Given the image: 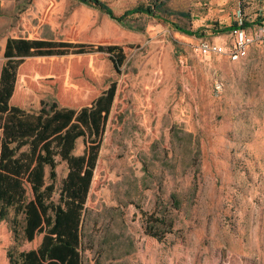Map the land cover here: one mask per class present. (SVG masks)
I'll use <instances>...</instances> for the list:
<instances>
[{"label": "rangeland", "instance_id": "1", "mask_svg": "<svg viewBox=\"0 0 264 264\" xmlns=\"http://www.w3.org/2000/svg\"><path fill=\"white\" fill-rule=\"evenodd\" d=\"M63 1L65 36H95L68 22L85 5ZM107 1L122 10L150 7L154 14L128 17L138 26L137 39L118 82L86 203L82 264H264V43L256 38L264 31V0ZM90 8L94 30L106 13ZM244 21L254 40L239 59L199 52L203 40L229 50L234 29L224 28ZM8 33L54 36L35 0H17ZM3 63L0 47V73ZM83 149L80 137L74 153ZM137 162L146 177L142 194ZM51 170L46 167L45 180L54 184L57 203L67 161L58 158L54 177ZM151 216L160 219L161 239L147 233ZM8 219L18 245L24 214L12 208Z\"/></svg>", "mask_w": 264, "mask_h": 264}, {"label": "trees", "instance_id": "2", "mask_svg": "<svg viewBox=\"0 0 264 264\" xmlns=\"http://www.w3.org/2000/svg\"><path fill=\"white\" fill-rule=\"evenodd\" d=\"M78 1L85 6L76 9L68 22L74 31H94L95 36L67 38V27L62 28L59 21L64 1L35 0L54 36L12 34L4 48L0 73V264H82L81 224L86 203L118 82L125 75L123 67L132 41L137 39L134 30L138 26L128 17L154 11L142 6L122 10L107 0ZM88 6L106 13L94 30L96 18ZM247 25L246 21L241 25L234 22L224 29ZM185 75L197 85L194 73ZM80 137L84 149L75 154ZM59 157L67 161L69 171L56 203L52 200L55 186L46 184L45 173L50 166L55 176ZM134 166L142 194L144 169L139 162ZM12 208L15 215L24 214L25 218L18 245H14L8 219ZM157 221L160 219L151 216L147 233L161 239ZM167 225L172 226L171 220Z\"/></svg>", "mask_w": 264, "mask_h": 264}, {"label": "built area", "instance_id": "3", "mask_svg": "<svg viewBox=\"0 0 264 264\" xmlns=\"http://www.w3.org/2000/svg\"><path fill=\"white\" fill-rule=\"evenodd\" d=\"M241 27V26H239ZM234 28V40L229 46V50L221 43L214 42L211 40H203L199 45V52L203 55H208L211 53H227L230 55L231 59L237 60L242 55L246 53L248 45L254 40V36L247 33L246 30L242 28ZM256 38L264 43V31L259 30L256 34Z\"/></svg>", "mask_w": 264, "mask_h": 264}, {"label": "crops", "instance_id": "4", "mask_svg": "<svg viewBox=\"0 0 264 264\" xmlns=\"http://www.w3.org/2000/svg\"><path fill=\"white\" fill-rule=\"evenodd\" d=\"M16 3L17 0H0V47L2 50H4L7 39L10 36L9 33L4 35V32L6 27H10L13 22ZM256 15H261V12H258ZM246 19H249V17ZM250 20L253 21L254 18ZM249 24L251 25L250 22Z\"/></svg>", "mask_w": 264, "mask_h": 264}]
</instances>
